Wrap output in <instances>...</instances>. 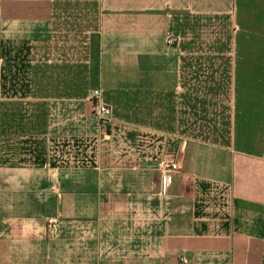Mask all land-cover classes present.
I'll use <instances>...</instances> for the list:
<instances>
[{
  "label": "crops",
  "instance_id": "crops-1",
  "mask_svg": "<svg viewBox=\"0 0 264 264\" xmlns=\"http://www.w3.org/2000/svg\"><path fill=\"white\" fill-rule=\"evenodd\" d=\"M0 86V264H264V0H0Z\"/></svg>",
  "mask_w": 264,
  "mask_h": 264
},
{
  "label": "built area",
  "instance_id": "built-area-1",
  "mask_svg": "<svg viewBox=\"0 0 264 264\" xmlns=\"http://www.w3.org/2000/svg\"><path fill=\"white\" fill-rule=\"evenodd\" d=\"M177 43V39H170L169 44ZM91 104L93 115L99 120L100 124L106 128H109L112 123V109L104 102L101 90L93 91L91 96ZM179 169L175 161L166 163L164 165V180L162 185V195L169 197L171 195V189L173 187V174ZM49 229L54 237L59 238L60 223L58 219H51L48 222ZM183 264H188L189 261L185 258H181Z\"/></svg>",
  "mask_w": 264,
  "mask_h": 264
},
{
  "label": "rangeland",
  "instance_id": "rangeland-1",
  "mask_svg": "<svg viewBox=\"0 0 264 264\" xmlns=\"http://www.w3.org/2000/svg\"><path fill=\"white\" fill-rule=\"evenodd\" d=\"M6 73H7V70H6ZM5 88H6V92H7V86H5ZM1 92H3V89H2V86H0V93ZM122 150H124V152H126L127 151V148H123ZM127 155L125 154V153H123L122 154V157L123 158H125ZM123 169H126V167H122ZM174 188V187H173ZM160 203H164L162 200L160 201ZM59 223H60V221H59ZM180 261H181V259H180ZM181 263H182V261H181ZM183 264V263H182Z\"/></svg>",
  "mask_w": 264,
  "mask_h": 264
}]
</instances>
